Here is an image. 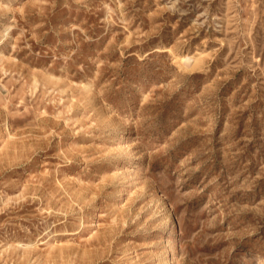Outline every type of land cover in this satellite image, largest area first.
I'll return each mask as SVG.
<instances>
[{
  "label": "rangeland",
  "instance_id": "1",
  "mask_svg": "<svg viewBox=\"0 0 264 264\" xmlns=\"http://www.w3.org/2000/svg\"><path fill=\"white\" fill-rule=\"evenodd\" d=\"M0 264H264V0H0Z\"/></svg>",
  "mask_w": 264,
  "mask_h": 264
},
{
  "label": "bare ground",
  "instance_id": "2",
  "mask_svg": "<svg viewBox=\"0 0 264 264\" xmlns=\"http://www.w3.org/2000/svg\"><path fill=\"white\" fill-rule=\"evenodd\" d=\"M94 215V214H93ZM82 222V221H81ZM66 231V230H65ZM60 233V232H59ZM65 233V232H64ZM75 233V232H74ZM52 234V233H51ZM55 234V233H54ZM72 235V234H71Z\"/></svg>",
  "mask_w": 264,
  "mask_h": 264
}]
</instances>
